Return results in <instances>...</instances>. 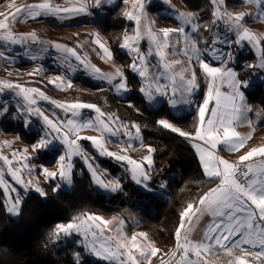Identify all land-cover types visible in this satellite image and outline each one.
Here are the masks:
<instances>
[{"label": "snow or ice", "instance_id": "6c2138e0", "mask_svg": "<svg viewBox=\"0 0 264 264\" xmlns=\"http://www.w3.org/2000/svg\"><path fill=\"white\" fill-rule=\"evenodd\" d=\"M114 0H79L78 6L61 7L54 0H38L36 3L17 4L11 0L7 12H0V40L10 45H44L35 31L16 32V22L38 20L44 16L57 17L60 15L76 16L89 14V8L102 9L110 5ZM131 5V10H125L123 16L134 21L135 29L131 34L125 32L122 36L120 47L133 55L130 68L138 72L144 79L145 87H141V93L145 94L148 102L157 101V96L169 97V103L175 107L179 104H192V97L199 89L196 69L193 61L202 70L207 83V94L202 104L197 108L198 123L194 132L185 131L168 119H160L158 125L181 137L198 141L194 143L197 150L202 171L209 181H218L208 187L198 199L188 202L179 213V223L175 229V245L169 252H163L158 248L155 241L147 232L133 233L129 236L122 231L125 223L123 219L113 217L105 219L92 213H80L74 216L68 223H58L49 234L53 243H58L61 238L81 236L76 241L85 253L98 259L110 262V264H153V258L159 264H216V261L208 259L214 256L217 260L224 256L226 264H264V144L248 147L255 131L254 122L249 113L252 106L246 102L245 89L250 81L240 79L239 73L226 67L227 63L234 60L230 45L233 43L227 37L221 39L218 34L211 40L207 38L198 40L201 28L210 32L211 25L201 24L198 15L191 11H181L171 4V0H161L167 3L175 14L170 18L177 19L179 27H164L154 30V21L149 19L146 11V0H123ZM152 0H147L150 5ZM213 5V24L222 21L227 30L235 36V43L243 46L244 43L251 45L260 54V63L248 64L249 68L264 69V33L257 32L247 27L246 17H254L255 20H264V0H244L247 4H254L257 11L250 10L233 12L227 7L226 0H210ZM78 35V34H77ZM94 43L102 50V58L109 60L114 58L113 52L104 43L98 33L92 34ZM147 37L150 41L149 55H155L159 61V70L154 74L147 64V58L141 53L139 42ZM175 41L174 43L172 41ZM55 48L65 54L71 53L76 60L80 61L83 69L95 79L103 80L111 85L117 93L130 91L127 77L122 67L116 66L111 72H103L99 67L82 58L76 48H70L65 44L51 42ZM201 44L204 46L201 47ZM217 45L229 46L228 51ZM82 46V45H81ZM154 48V52H153ZM169 49L172 51L170 52ZM49 49L44 48L47 52ZM100 54V53H98ZM173 54H181L186 60H171ZM0 57L14 61L15 57L8 51H0ZM31 60L38 59V55H30ZM212 61H220L221 66H216ZM67 62V59L65 60ZM41 68L29 72V76H35ZM11 75V72L8 73ZM166 78L168 83L161 82ZM226 82L229 92H221L217 82ZM50 83L60 88H72L71 79L65 76L50 78ZM170 89V93H169ZM10 92L16 99L17 113L13 118L22 120L25 130L31 128L32 117L41 118L46 126L39 140L30 147L34 152L49 149L55 141L59 140L66 150L57 158L58 168L51 171L41 166L42 174L49 180L59 178L66 185L72 184L73 156L84 159L91 175L98 187L106 190L117 191L121 188L119 181H105L101 179L98 170L93 167L91 158L87 155L80 140H87L99 151L101 155L112 157L117 161L127 162L131 165V175L145 191L153 192L148 181L151 180L149 169L154 170L153 154L157 149L151 145L145 146L141 137V126L132 122L131 127L135 130V139L140 147L146 148L147 155L141 161L133 160L126 153L132 147L133 134L128 131L129 125L119 120L114 114L105 113L101 108L92 103L79 100L56 101L51 100L40 88L27 87L18 81L0 79V95ZM50 101L55 107L63 109L65 114H71L69 118L56 120L49 118L37 106L38 100ZM20 101H23L20 103ZM213 107L209 108V104ZM130 107L134 105L129 104ZM83 109L94 110L97 114L94 118H82ZM8 101L0 102V116L8 113ZM137 111H139L137 109ZM260 115V113H257ZM207 117V118H206ZM119 123L124 128L128 138V147H123L121 153L108 150L107 144L110 138L117 134L119 129L113 127ZM248 124L252 131L241 133L238 127ZM88 128H95L101 134L99 136L81 135ZM75 137L74 139L72 137ZM17 136L15 139H19ZM14 140H4L0 148L11 147ZM230 153H238L247 148L242 155L235 160H229L219 155V150ZM29 147L15 149L11 156L0 152V160L7 165V174L16 184L25 191L30 186L35 187L41 196L47 197L43 188L32 185L31 180L24 179V172L29 175L35 166L28 161L34 157L27 155ZM19 154V159L17 155ZM13 165H18L14 167ZM165 188L166 184L159 185ZM0 188H3L8 197L5 202L6 211L11 215H20L23 200L16 188L11 187L5 180V172L0 169ZM61 185L57 184L53 192L60 191ZM12 193H16L15 196ZM207 215L209 222L196 238L193 233L200 220ZM74 264H81V253H73Z\"/></svg>", "mask_w": 264, "mask_h": 264}, {"label": "trees", "instance_id": "16d2710c", "mask_svg": "<svg viewBox=\"0 0 264 264\" xmlns=\"http://www.w3.org/2000/svg\"><path fill=\"white\" fill-rule=\"evenodd\" d=\"M189 9L195 11L199 22L211 25L210 32L201 28L198 40L212 39L213 16L210 0H181ZM8 3V0H0V5ZM227 7L232 11H242L247 8L244 0H226ZM131 5L123 0H117L108 13L98 18L99 28L109 34L110 47L116 59L121 60L125 66L131 91L126 97L114 95L106 91L91 78H81L84 83L101 89L94 95L76 93L62 94L60 97L68 100L97 101L109 112L119 116L129 123L137 121L141 126L144 136V144L157 149L154 160L157 166L163 162L168 163L172 176L168 177L166 184L169 196L166 199H155L153 209L149 210L148 203L137 208L130 204H122L117 201H106L98 195L91 177L87 173L73 174V189H60L53 192L55 182L44 183L46 198L38 193H31L23 201L21 214L15 219L6 211V195L0 188V264H74L73 253L80 252L81 264H110L107 262L91 261L89 255L83 253L80 246L68 239H61L53 243L49 234L58 223H68L74 216L80 213L120 214L125 220L124 229L131 236L133 233L147 232L149 237L158 245L165 248L174 247L175 229L179 223V213L188 202L198 199L204 191L218 181H209L202 171L197 151L188 141L177 133L164 129L158 125L160 119H168L185 131L194 132L198 123V106L203 102L207 94V81L203 77L202 70L196 66L199 89L195 94L196 106L188 113L177 115L167 102H163L157 109L150 108L141 94V80L130 69V58L127 53L121 51L122 36L125 32L132 33L135 23L123 16L125 10L130 11ZM151 11L159 12L158 4H152ZM204 45L201 44V47ZM238 61L234 69L239 73L240 79H248L260 72L259 67L249 68L248 64L258 65V56L246 45L244 51L237 52ZM49 93L51 90L45 88ZM251 101H259L264 107V82L256 84L252 91H246ZM129 104L134 105L130 107ZM137 109L139 111H137ZM17 113L15 104L9 106L8 113L0 118V128L7 133H16L27 143H35L39 133L35 130H25L23 122L14 119ZM255 137L264 136V123L255 130ZM55 153L42 152L38 163L52 166L56 163ZM127 211L133 215H139L135 221L127 217Z\"/></svg>", "mask_w": 264, "mask_h": 264}, {"label": "rangeland", "instance_id": "374dc122", "mask_svg": "<svg viewBox=\"0 0 264 264\" xmlns=\"http://www.w3.org/2000/svg\"><path fill=\"white\" fill-rule=\"evenodd\" d=\"M116 2L117 0H114L112 4L107 5L99 10L94 7H90L89 12L91 13V15L80 14V15H76L73 17V16H67V15L62 14L58 17L44 16V17L39 18L38 20H29L27 22H21V21L16 22L14 25V30L16 32L20 33V32L35 31L39 35L41 40L47 43H45L44 45L35 44V45H30L28 47H25L21 45H10L8 42L0 40V51H8L12 56L15 57L14 61L12 62H9L8 60L0 57V79L18 81L27 87L40 88L48 97H50L51 100H56V101H75L74 99L68 100V99L61 98L60 96L62 94L76 93V94H83V95L90 96V95H94L98 93L101 90V89H96L93 86L87 85L86 83L82 81L81 78H91L94 82L98 83L103 90L111 91L114 95L119 96L121 98L126 97L127 94L130 93L131 91V85L129 84L128 77L125 72L124 63L121 60L116 59L115 57L111 60H109L106 56L102 58V50L99 48V46L96 43H94V36L92 35L94 33H98L100 39L104 43H106L107 46L112 51L110 47L109 34L103 32L99 28V26L97 25V20L98 18L104 17L108 13L110 8L116 4ZM23 3L31 4L32 2L31 1L27 2L26 0H23ZM78 3H79V0H72L63 5L72 7V6H78ZM8 4L9 2L7 3V5ZM152 4H158V6L160 7L159 12L150 10ZM171 4L181 11H186V12L191 11V12L196 13L195 11L187 8L182 3L181 0H171ZM4 6L5 4L0 5V8L3 7V9H5ZM211 10L213 12L214 10L213 5L211 7ZM245 10H250L253 13H255L257 11V8L254 4H247V8ZM146 11H147L149 19L155 22L154 25H152L154 30H158L164 27L176 28L180 26V23L177 19L170 18L171 16H174L175 14L171 11L169 5L167 3H162L161 0H152L150 5L147 3V0H146ZM233 12H236V11H233ZM93 17L95 18V24L97 28L99 29L100 33L96 29H94L92 25L90 24V20ZM85 24H88V25H85ZM245 24L247 27L251 28L254 31L264 33V20H255L254 17H246ZM82 25H85V26H82ZM135 27H136V24H135ZM213 27L214 28H213L212 36L218 34L221 39H224L225 37H227L229 40L233 41V43L230 45V51L232 52L234 60L228 62L226 67H231L234 69V64L238 61L237 52L244 51L247 43H244L242 47L237 45L234 42L235 41L234 34L227 30L226 25L222 21L217 22L216 24H213ZM83 30H86L88 34H85L84 32H82ZM55 37H58V38L54 39ZM85 39H87V41H85ZM51 40H55V42L58 40H61L62 41L61 44H65L69 46L70 48H76L77 52L81 54L82 58H84L87 62H90V63L93 62L94 65L101 66V70L103 72H111L114 70V67L116 66L122 67L124 74L127 77V84H128L130 91L117 93L114 90V88L108 83H106L105 81L93 78L83 69V67L80 64V61L76 60L75 57L71 55V53L65 54L63 52L55 50L53 44L51 43ZM172 42L174 43L175 41L173 40ZM150 47H151V44H150V41L147 39V37H145L139 42L140 51L147 58V64L149 68L151 69L152 73L155 74L159 70V61L157 60L155 55L150 56L148 54ZM217 47L223 49L224 51L229 50V46H226V45H217ZM44 48H48L49 50L45 52L43 51ZM251 48L254 50V52L258 56V64H259L260 54L252 46ZM121 51L128 54L130 58V65H131L133 62V55L129 51L124 50L122 48H121ZM154 51L155 50L153 48V52ZM169 51L171 52L172 50L169 49ZM30 55H38V59L31 60L29 58ZM66 59H67V62H65ZM170 59L171 60H186V57L181 54H173L170 56ZM212 63H214L216 66H221L220 61H212ZM193 66L194 67L198 66L195 63V61H193ZM36 68H41L42 71H40L35 76H29L28 73L32 72ZM259 69H260V72H257L251 78L246 79L250 81L251 83L249 87L244 90L245 96H246V102L252 106V112L249 113V117L254 122L255 130L264 123V107L257 100L251 101L247 97L246 91H252L255 88L256 84L260 82H264V69H261V68ZM131 71L132 73L139 76L138 72H134L132 69ZM9 72H11V75L8 74ZM61 75L65 76L68 79H71L72 85H73L72 88L62 89L60 87L54 86L52 83L49 82L50 78L61 76ZM139 78L141 80L142 87H145L146 85H145L144 79L140 76ZM161 82L168 83L166 78H163ZM217 86L220 88L221 92L230 91L226 82L218 81ZM45 88H48L49 90H51L52 93H49ZM169 93H170V89H169ZM196 93L197 91L195 92V94ZM141 94L144 96L146 104L150 108L157 109L165 101L168 103V105L173 110V112L177 115L186 114L190 112L196 106L195 94L192 97V101H193L192 104L190 105L179 104L175 107H173L169 103V97L157 96V101L150 103L146 100L145 94L143 93ZM36 98L38 100L37 106L44 112L45 115L49 116V118L56 120L59 117L60 119L66 120L67 118L71 116L70 113L66 115L63 109L55 107V105H53L50 101L40 100L38 96ZM5 100L8 101V106H10L11 104L16 105L17 103L16 99L8 91L0 95V102H3ZM79 101L96 104L101 108L103 112L113 114L109 112L104 106H100L97 101L93 102L87 99L85 100L79 99ZM22 102L23 101H20V103ZM213 106H214L213 103L210 102L209 108L211 109V107ZM81 112H82V118H94L97 115L94 112V110H89V109H83L81 110ZM257 113H260V115H257ZM1 117L2 116H0V118ZM119 120L129 125L128 131H131L133 134L132 147L129 148L126 154L129 155L133 160L141 161L142 157L148 154L146 151V148L140 147L139 141L134 138L135 130L134 128L131 127L132 123H129L128 121L123 120L120 117H119ZM135 123L139 124L137 121H135ZM45 127L46 126L43 124V121L41 118L33 116L31 128L28 130L37 131V133H39V138H40L41 134L45 130ZM113 127L116 129H119V131L117 132L116 135L110 138L107 144V148L108 150L112 152L121 153V149L123 147H128V138L125 134L126 130L122 128L119 123L114 124ZM237 130L240 131L241 133H248L252 131V128L249 127L248 124H243L239 126ZM100 134L101 133L98 132L95 128L85 129L81 133L82 136L83 135L99 136ZM17 136L19 135L16 133H7L0 128V144H2L4 140H10V141L14 140V143L11 145V147L4 146L0 148V152H2L3 155L11 156L12 152L15 149H22L28 146L29 152L27 153V155L34 157V159H31L30 161H28V163L30 165H34L35 168L31 175H29L27 171H25L24 179L31 180L32 185L43 188L45 192H46V189H45L44 183L51 182V181L55 182V186L57 184H60L61 185L60 189L72 190L73 189V174L75 171H77L78 174L87 173L91 177L94 183V186L98 192V195L104 198L106 201H117L122 204L126 203V204L136 206L137 208H140L145 203H148L149 210H152L153 209L152 204H154L155 199H166L169 196L166 181L168 177L172 176V173L168 167V163L163 162L160 166H157L154 160V170L149 169L150 174H151V180L148 181L150 187L154 191L147 192L144 190L141 184H138L136 180L132 178V175H131L132 166L129 165L126 161L121 162V161H117L116 159L112 157L101 155L99 151L95 149V147L92 145L90 141L80 140L79 143L82 145L87 155L91 158L93 167L98 170L99 174L101 175V179L105 181H119L121 188L113 192L110 190H106L102 187H98L97 184L94 182V178L91 175V170L87 167V164L85 163L84 159L81 158L80 156H73L71 159V163L73 164V169L71 173L72 184L68 186L65 184L64 181L60 180L59 178H56L55 180L47 179L42 174V171H41V166L47 167L51 171L57 170L58 168L57 158L59 155L63 154L66 150V147L62 143H60L59 140L55 141L54 144L50 146L49 149H45L37 153V152H34L30 147L33 143H27L21 138L15 139ZM141 137H142V141L144 144V136H143L142 129H141ZM72 138L74 139L75 137L73 136ZM254 138L259 139V138H264V136H261V137L254 136ZM188 141L192 144L193 147H194V143L198 142V141H193L191 139H188ZM259 144H264V142L250 140L248 147L256 146ZM246 150L247 148L242 149L238 153H230V152L223 150V148H221L218 154L224 156L225 158L229 160H235L238 158L239 155H242L244 151ZM42 152L57 154L56 163L52 166L38 163L36 161V158H39ZM154 154H153V159L155 156ZM17 158L19 159V154L17 155ZM13 166L16 167L18 165H13ZM0 169L4 170L5 180L9 183L10 188L11 187L16 188L17 192L19 193L23 201L27 199L31 193H38L37 191H35L34 186H30L28 190L25 191L21 185L16 184L15 181H13L11 177L7 174L8 165L3 160H0ZM162 183L166 184L165 188L159 187V185H161ZM12 195L15 196L16 193H12ZM7 199L8 197L6 196L5 201H7ZM92 214L99 215L109 220L112 219L113 217H118L124 220L122 215L118 213L110 214V215L109 214H99V213H92ZM12 216L15 219H18L20 217V215L18 216L12 215ZM127 217L135 221H138L140 219L139 215H133L129 211H127ZM208 222H209V217L205 215L200 220L199 224L196 227L195 232L193 233L194 238H196L198 234L206 227ZM124 225L122 227V231L126 233L124 229ZM61 239H68L69 241L73 242L75 245L79 246V244L76 243V241L81 240L82 237L76 235L71 238L62 237ZM155 244L158 248L162 249L163 252H169L173 248V247L165 248L161 245H158L157 243ZM83 253H85L84 249H83ZM87 255H89L91 261L107 262L102 259H98L90 254H87ZM208 259L216 261V264H226V261H227V258L224 256H221L218 260L214 256H209ZM107 263H110V262H107ZM153 264H159V261L153 258Z\"/></svg>", "mask_w": 264, "mask_h": 264}, {"label": "crops", "instance_id": "0c3cea01", "mask_svg": "<svg viewBox=\"0 0 264 264\" xmlns=\"http://www.w3.org/2000/svg\"><path fill=\"white\" fill-rule=\"evenodd\" d=\"M26 1H27V2L31 1L32 3H36V2H38V0H26ZM70 1H72V0H54V3L60 5L61 7H68V6H64L63 4H66L67 2H70ZM8 2L10 3L11 0H8ZM16 3H17V4H22V3H23V0H16ZM4 7H5V9H3V7L0 8V12H7V11L10 10V9L8 8L7 3H5V6H4ZM57 17H58V16H57ZM90 24L92 25V27H93L94 29H96V30L100 33L99 29L97 28V26H96V24H95V18H94V17L91 18V20H90ZM85 25H88V24H85ZM85 25H82V26H85ZM82 32H84L85 34H88L86 30H83ZM57 38H58V37H55L54 39H57ZM85 41H87V39H85ZM51 42H55V40H51ZM56 42L61 43L62 41H61V40H58V41H56ZM91 64H93V62H92ZM96 66L99 67V68L101 69V66H99V65H96ZM201 104H202V103H201ZM254 132H255V131H254ZM253 134H254V133H253ZM251 141H261V142H264V138L256 139V138H254V135H253Z\"/></svg>", "mask_w": 264, "mask_h": 264}]
</instances>
